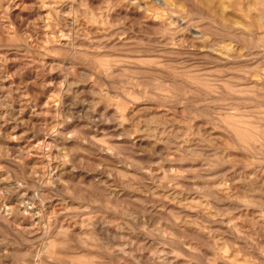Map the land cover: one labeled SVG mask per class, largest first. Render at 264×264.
<instances>
[{"label": "rangeland", "instance_id": "obj_1", "mask_svg": "<svg viewBox=\"0 0 264 264\" xmlns=\"http://www.w3.org/2000/svg\"><path fill=\"white\" fill-rule=\"evenodd\" d=\"M262 137L264 0H0V264H264Z\"/></svg>", "mask_w": 264, "mask_h": 264}, {"label": "bare ground", "instance_id": "obj_2", "mask_svg": "<svg viewBox=\"0 0 264 264\" xmlns=\"http://www.w3.org/2000/svg\"><path fill=\"white\" fill-rule=\"evenodd\" d=\"M212 88H213V87H212ZM228 117H229V116H228ZM232 119H233V118H232ZM236 122H237V121H236ZM235 126H236V125H235ZM232 128H233V127H232ZM248 128H249V127H248ZM253 128H254V127H253ZM261 128H262V127H261ZM241 129H242V128H241ZM245 129H246V128H245ZM250 129H251V128H250ZM252 130H254V129H252ZM248 131H249V130H248ZM248 131H246V132H248ZM246 132H245V133H246ZM258 132H259V131H258ZM252 133H253V132H251V135H252ZM256 133H257V131H256ZM239 134H240V133H239ZM242 134H243V133H242ZM257 134H258V133H257ZM254 135H255V137H256V134H254ZM252 136H253V135H252ZM243 137H244V136H243ZM249 138H251V137H249ZM253 138H254V136H253ZM256 138H257V137H256ZM262 138H263V137H262ZM262 138H261V139H262ZM263 139H264V138H263ZM255 141H256V139H255ZM260 141H261V140H260ZM257 142H258V141H257ZM252 143H253V142H252ZM254 144H255V143H254ZM246 145H247V144H246ZM259 145H260V144H259ZM253 146H254V145H253ZM261 146H262V145H261ZM263 147H264V146H263ZM254 148H255V146H254ZM22 204H23V203H22ZM26 206H27V205H26ZM20 208H21V207H20Z\"/></svg>", "mask_w": 264, "mask_h": 264}]
</instances>
